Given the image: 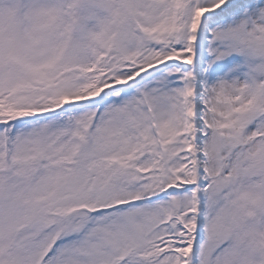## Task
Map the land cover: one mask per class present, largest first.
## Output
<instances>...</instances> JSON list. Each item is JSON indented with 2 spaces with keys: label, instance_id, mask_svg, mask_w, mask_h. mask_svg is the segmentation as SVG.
<instances>
[{
  "label": "snow or ice",
  "instance_id": "1",
  "mask_svg": "<svg viewBox=\"0 0 264 264\" xmlns=\"http://www.w3.org/2000/svg\"><path fill=\"white\" fill-rule=\"evenodd\" d=\"M0 264H264V0H0Z\"/></svg>",
  "mask_w": 264,
  "mask_h": 264
}]
</instances>
